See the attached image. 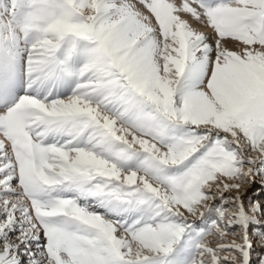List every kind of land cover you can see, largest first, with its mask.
<instances>
[{
  "label": "snow or ice",
  "instance_id": "6c2138e0",
  "mask_svg": "<svg viewBox=\"0 0 264 264\" xmlns=\"http://www.w3.org/2000/svg\"><path fill=\"white\" fill-rule=\"evenodd\" d=\"M0 264H264V0H0Z\"/></svg>",
  "mask_w": 264,
  "mask_h": 264
}]
</instances>
